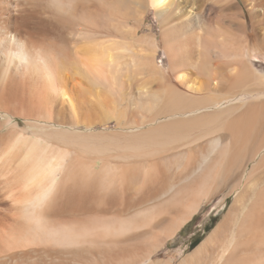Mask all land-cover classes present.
<instances>
[{
    "label": "bare ground",
    "instance_id": "obj_1",
    "mask_svg": "<svg viewBox=\"0 0 264 264\" xmlns=\"http://www.w3.org/2000/svg\"><path fill=\"white\" fill-rule=\"evenodd\" d=\"M247 1L252 44L264 49V0ZM94 10L95 0H0V36L29 39L46 61L31 74H0V264H170L149 260L260 151L225 217L178 264H264V97L213 110L212 90L167 89L170 118L141 129L117 106L124 48L105 39ZM235 60L232 86L264 89L243 54ZM110 111L130 129L91 132Z\"/></svg>",
    "mask_w": 264,
    "mask_h": 264
},
{
    "label": "rangeland",
    "instance_id": "obj_2",
    "mask_svg": "<svg viewBox=\"0 0 264 264\" xmlns=\"http://www.w3.org/2000/svg\"><path fill=\"white\" fill-rule=\"evenodd\" d=\"M95 1L96 13L92 18L96 27L103 31L105 39L120 42L124 48L123 77L117 79L116 86L121 89L114 88L115 92H119L117 106L123 110L124 118L136 121L141 129L156 126L170 118V115L162 113L166 105L164 99L169 96L166 95L167 89L168 92L174 88L183 93L189 84L202 86L200 95L212 90L215 99L210 108L213 110L231 103L237 105L236 102L240 101H251L249 105H252L255 100L264 97L262 88L249 93L247 89L251 84L237 88L232 86L231 81L235 72L232 67L240 63L239 60L232 62V59L242 54L253 71L264 78V49L252 44L251 9L247 0L221 1L222 4L217 0H166L163 8L154 7L150 0H121L119 7L112 0ZM229 3L230 7L222 10L221 6ZM256 10L261 15L262 10ZM189 11L193 14L190 20L184 18V13ZM224 13L233 15L241 26L234 25L236 29H230L225 17L229 14ZM263 31L264 28L258 31L257 39ZM245 34H248L247 39ZM140 42L147 45L142 47ZM142 56L147 60L145 65L142 64ZM181 70L185 74V84L176 78ZM233 91L236 92L234 98L223 96ZM2 115L4 112L0 111V118ZM100 119L97 118L96 124L89 129L91 132L110 133L130 129L118 119L116 112L110 111V115ZM12 120H17L22 128L26 127V119L17 116ZM53 126L68 128V125L57 122ZM76 130L88 131L83 125ZM260 156L261 151L248 156L242 169L234 173L211 200L203 199L192 218L149 261L169 260L170 264H178L203 242L227 214L244 179Z\"/></svg>",
    "mask_w": 264,
    "mask_h": 264
},
{
    "label": "clouds",
    "instance_id": "obj_3",
    "mask_svg": "<svg viewBox=\"0 0 264 264\" xmlns=\"http://www.w3.org/2000/svg\"><path fill=\"white\" fill-rule=\"evenodd\" d=\"M43 49L24 37L14 33L0 36V74L18 69L23 73H34L45 65Z\"/></svg>",
    "mask_w": 264,
    "mask_h": 264
}]
</instances>
